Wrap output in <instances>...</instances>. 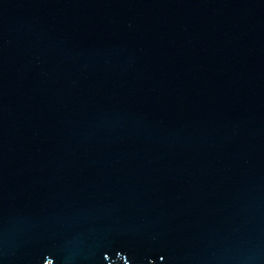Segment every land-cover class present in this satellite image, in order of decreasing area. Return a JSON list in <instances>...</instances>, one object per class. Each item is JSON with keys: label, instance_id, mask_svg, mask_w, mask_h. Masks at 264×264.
Returning a JSON list of instances; mask_svg holds the SVG:
<instances>
[{"label": "water", "instance_id": "water-1", "mask_svg": "<svg viewBox=\"0 0 264 264\" xmlns=\"http://www.w3.org/2000/svg\"><path fill=\"white\" fill-rule=\"evenodd\" d=\"M0 264H264V0H0Z\"/></svg>", "mask_w": 264, "mask_h": 264}]
</instances>
